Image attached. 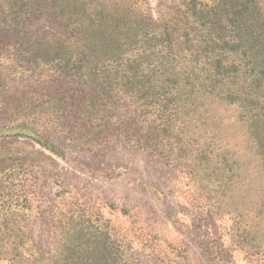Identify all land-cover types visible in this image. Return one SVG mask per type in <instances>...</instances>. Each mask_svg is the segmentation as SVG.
Masks as SVG:
<instances>
[{"label":"trees","instance_id":"16d2710c","mask_svg":"<svg viewBox=\"0 0 264 264\" xmlns=\"http://www.w3.org/2000/svg\"><path fill=\"white\" fill-rule=\"evenodd\" d=\"M263 4L168 0L153 19L144 0H0V55L11 50L20 76L40 77L35 102L0 112V131L28 133L54 154L50 136L87 150L114 143L146 152L186 174L195 198L206 190V203L241 185L240 204L216 209L234 215L239 230L246 211L264 215V182L244 183L253 172L264 178ZM42 11L55 18L52 32L35 29ZM228 106L233 145L213 128ZM238 145L250 158L240 160ZM9 209L0 212V263L132 264L105 227L83 224L81 214L88 233L72 217L60 222L66 243L42 256L4 215ZM241 236L245 244L248 233Z\"/></svg>","mask_w":264,"mask_h":264},{"label":"rangeland","instance_id":"374dc122","mask_svg":"<svg viewBox=\"0 0 264 264\" xmlns=\"http://www.w3.org/2000/svg\"><path fill=\"white\" fill-rule=\"evenodd\" d=\"M144 1L155 19L168 0ZM55 22L49 12L42 11L35 29L52 32ZM39 90L37 73L22 77L11 50L0 55V112H12L30 99L35 102L31 94ZM220 115L221 126L213 128L233 145L239 137L233 123L235 110L224 107ZM13 120L1 124L12 126ZM50 139L59 153L42 147L28 133L0 131V169L11 171L5 180L0 177V212L10 206L4 215L14 220L19 234L30 236V244L40 255L66 243L56 230L60 222L62 226L72 217L81 228L87 221L105 227L120 242L122 258L132 264H264V215L246 211L238 230L234 215L216 211L218 206L240 204L241 185L225 198L210 193L206 203V190L195 198L186 174L146 152L114 143L87 150L61 136ZM239 146L237 155L242 161L247 153ZM248 175L245 184H263L264 178L255 172ZM249 194L252 206L256 198ZM80 214L82 223L75 219ZM84 228L83 233H88ZM242 232L248 233L245 244L243 236L238 241Z\"/></svg>","mask_w":264,"mask_h":264}]
</instances>
